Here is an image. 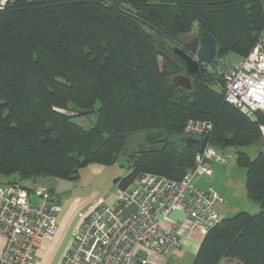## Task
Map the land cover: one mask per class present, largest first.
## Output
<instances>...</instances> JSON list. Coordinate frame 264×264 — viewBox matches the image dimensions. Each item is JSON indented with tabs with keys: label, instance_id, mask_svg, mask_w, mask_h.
I'll use <instances>...</instances> for the list:
<instances>
[{
	"label": "trees",
	"instance_id": "16d2710c",
	"mask_svg": "<svg viewBox=\"0 0 264 264\" xmlns=\"http://www.w3.org/2000/svg\"><path fill=\"white\" fill-rule=\"evenodd\" d=\"M192 30L215 39L214 57L246 56L264 30V0L6 4L0 9V181L28 190L26 182L45 177L75 181L80 168L111 164L120 154L128 168L115 179L121 186L145 172L179 180L198 150L176 138L187 135L189 118L205 120L209 145L221 154L234 149L259 210L223 216L201 237L191 264H264V111L250 117L226 103L223 78L212 68L190 88L172 82L180 70L158 45H180V35ZM145 130H163V145L130 148L128 141Z\"/></svg>",
	"mask_w": 264,
	"mask_h": 264
},
{
	"label": "built area",
	"instance_id": "2783aa9c",
	"mask_svg": "<svg viewBox=\"0 0 264 264\" xmlns=\"http://www.w3.org/2000/svg\"><path fill=\"white\" fill-rule=\"evenodd\" d=\"M11 1L0 0V9ZM205 68L222 76L226 103L250 117L264 111V30L246 56L215 57ZM209 129V122L189 118L183 132L205 137ZM215 153L206 141L181 179L145 172L125 186L118 182L111 202H87L72 232L74 244L58 264H175L170 255L181 246L183 223L165 225L171 213H183L187 230L201 237L223 218L216 209L223 197L194 182L211 176V159L227 162ZM33 194L42 199L35 202L16 186L0 183V264H37L42 241L58 230L61 205L42 190Z\"/></svg>",
	"mask_w": 264,
	"mask_h": 264
},
{
	"label": "rangeland",
	"instance_id": "374dc122",
	"mask_svg": "<svg viewBox=\"0 0 264 264\" xmlns=\"http://www.w3.org/2000/svg\"><path fill=\"white\" fill-rule=\"evenodd\" d=\"M195 36H198V33L195 30H192L191 32L180 35L179 39L181 43L188 42ZM88 116L90 117V119H92L93 117L95 118V114L93 113L89 114ZM73 119L81 123L85 127L89 126V124L91 123L84 116H75L73 117ZM138 142L139 140L136 136L128 141V146L130 148L138 149L140 148V144H138ZM260 145L264 146V138L260 142ZM246 150L253 154L252 150H250L249 148H246ZM222 153L223 154L216 150L215 155H220L225 159V161L228 162V164L221 162L219 159H211V176L197 177L194 180L195 184H197L201 188L212 186L224 197L223 199L225 200L226 205L228 204L229 206H231V211H233L231 213H228L226 216L232 215L239 210H246L251 213L257 212L259 210V205L246 193L245 168L235 162L234 149L226 148ZM101 166H103L101 171L94 170L91 165H86L80 168L79 176L75 181L52 177H45L44 179L42 178L43 180L40 179L42 180V182H38V180L33 187H30L28 185L31 190L23 187L21 183H9L7 182V179L4 178L2 181H0V183L6 186H16L21 192L26 193L35 202L42 199L41 196L33 194L38 190L47 192L49 196H53L54 194L57 199H59L57 196H59L61 199H64L65 197L75 196L78 198H87L86 200H90L87 202H96L98 201L97 199H99L103 195L108 196L112 193V191L114 192V185L118 183L115 182V179L117 177L125 176L128 172L127 163L123 154H120L113 163ZM44 181H49V183L40 184L44 183ZM49 187L53 189H50ZM76 201L78 202L79 200ZM83 212L84 208L78 211L79 217L83 214ZM68 242V245L63 249L61 241L58 242V245L60 246L62 251H65L66 249H69L73 246L74 240L72 236H69ZM194 254V247H185V245L182 243L179 249L174 250L171 253L170 262L175 264H191Z\"/></svg>",
	"mask_w": 264,
	"mask_h": 264
},
{
	"label": "water",
	"instance_id": "95a60500",
	"mask_svg": "<svg viewBox=\"0 0 264 264\" xmlns=\"http://www.w3.org/2000/svg\"><path fill=\"white\" fill-rule=\"evenodd\" d=\"M159 52L170 58L180 70L172 82L181 87L190 88L192 80L200 78L205 67L213 60L216 52V41L208 33H202L193 37L188 42L180 45L169 41H161L158 45ZM202 64V65H201ZM140 148H154L163 145L167 135L163 130H145L137 133ZM181 142L193 145L201 151L206 144V137L195 135H183L176 138Z\"/></svg>",
	"mask_w": 264,
	"mask_h": 264
},
{
	"label": "crops",
	"instance_id": "0c3cea01",
	"mask_svg": "<svg viewBox=\"0 0 264 264\" xmlns=\"http://www.w3.org/2000/svg\"><path fill=\"white\" fill-rule=\"evenodd\" d=\"M90 165L96 171H101V169L103 167L99 164H90ZM42 180H39L38 182H42ZM36 182L34 183L31 181H28L26 183L30 187H33V186H35ZM46 183L48 184L49 181H44V183H40V184H46ZM50 183H51V181H50ZM49 188L53 189L51 187H49ZM114 188H115V185H114ZM52 192H53V190H52ZM112 195H113V191L108 196L103 195L102 197H100L97 200L98 201L102 200L105 202H111L112 201ZM57 197L60 200L57 199L54 194H53V196L51 195V198H53L52 201L57 202L61 205V210L58 213L59 227H58L57 232L55 233V235L52 238L42 241V243H41L42 245L40 246V248L38 249V251L36 253L37 264L38 263L39 264H58L59 263L63 254L68 250V249H66L65 251H62V249L68 245L69 236L70 237L72 236L73 230L79 224L80 217L78 215V211L81 210L82 208H84L87 201H90V200H86L87 198H78L75 196L65 197L64 199H61L59 196H57ZM76 200H79V201L77 202ZM225 205H226V202L224 200V203L217 204V208H216L223 216H226L228 213L233 212V211H231L232 210L231 206H229L227 204L225 207ZM183 216H184L183 213H181L180 211H175V212L171 213L168 220H166L164 224L169 225L174 220L180 219L181 223H183V227L181 229L182 234L180 237L181 238V244L183 243L185 245V247H191V248L194 247L195 252H196L197 247L201 241V236H199V234H197V233H190L187 230V223L185 222V218ZM59 241H61L62 249L58 245Z\"/></svg>",
	"mask_w": 264,
	"mask_h": 264
},
{
	"label": "flooded vegetation",
	"instance_id": "af4514ba",
	"mask_svg": "<svg viewBox=\"0 0 264 264\" xmlns=\"http://www.w3.org/2000/svg\"><path fill=\"white\" fill-rule=\"evenodd\" d=\"M199 36V35H198ZM183 43V42H182ZM202 65V64H201Z\"/></svg>",
	"mask_w": 264,
	"mask_h": 264
}]
</instances>
